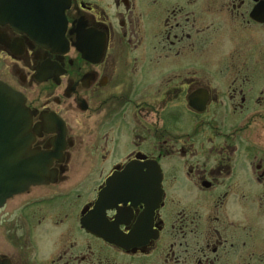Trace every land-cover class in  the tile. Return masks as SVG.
<instances>
[{
  "label": "flooded vegetation",
  "instance_id": "obj_1",
  "mask_svg": "<svg viewBox=\"0 0 264 264\" xmlns=\"http://www.w3.org/2000/svg\"><path fill=\"white\" fill-rule=\"evenodd\" d=\"M0 84L41 179L1 260L264 264V0H0Z\"/></svg>",
  "mask_w": 264,
  "mask_h": 264
},
{
  "label": "water",
  "instance_id": "obj_2",
  "mask_svg": "<svg viewBox=\"0 0 264 264\" xmlns=\"http://www.w3.org/2000/svg\"><path fill=\"white\" fill-rule=\"evenodd\" d=\"M29 117L21 96L0 84V207L39 182L34 172L39 162L31 160L29 152ZM0 264L7 263L0 260Z\"/></svg>",
  "mask_w": 264,
  "mask_h": 264
}]
</instances>
